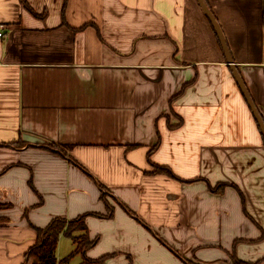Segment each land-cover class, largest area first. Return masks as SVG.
<instances>
[{"label": "crops", "instance_id": "0c3cea01", "mask_svg": "<svg viewBox=\"0 0 264 264\" xmlns=\"http://www.w3.org/2000/svg\"><path fill=\"white\" fill-rule=\"evenodd\" d=\"M203 1L264 120V0ZM0 32V264L83 214L106 264H264V135L198 0H0Z\"/></svg>", "mask_w": 264, "mask_h": 264}, {"label": "trees", "instance_id": "16d2710c", "mask_svg": "<svg viewBox=\"0 0 264 264\" xmlns=\"http://www.w3.org/2000/svg\"><path fill=\"white\" fill-rule=\"evenodd\" d=\"M183 123L182 117L176 124L169 123L170 128L181 125ZM50 146V145H48ZM66 148V147H65ZM154 172H167L172 175V171L167 166H160L154 164ZM229 182L217 183L214 187H211L213 191H220L222 186H226ZM234 185V184H233ZM104 196L102 195V198ZM10 205L9 203H0V208ZM107 214L93 213L98 216L111 217L113 215V208L106 203ZM130 211V210H129ZM131 212V211H130ZM87 214L79 215L73 219H66L62 217H56L50 221V223L44 227H35L37 231L36 242L26 252V262L31 260V264H62L67 262L77 253H81L83 261L80 264H84L86 260H90L91 264H106L108 258L114 255V253H107L97 258L87 257L86 251L93 246L98 237L91 238L88 233V227L85 222ZM68 226L66 227V225ZM76 230H81L83 233L76 235L73 233ZM61 235L69 236L73 239L76 246L75 249L67 256L58 260L56 256V248ZM233 261L235 264H255L254 262L243 261L233 255ZM190 262V261H189ZM190 264H194L190 262Z\"/></svg>", "mask_w": 264, "mask_h": 264}, {"label": "water", "instance_id": "95a60500", "mask_svg": "<svg viewBox=\"0 0 264 264\" xmlns=\"http://www.w3.org/2000/svg\"><path fill=\"white\" fill-rule=\"evenodd\" d=\"M198 2L200 3V5L202 7V10L204 11V13L207 15V17L211 21L213 27L216 29V31L219 34V37H220L221 43L223 45V48L225 49V52L227 53L228 62L232 64L231 66H232V70H233L234 76L238 80L239 86H240L242 92L247 97V99H248V101L250 103L252 112L254 114V117H255L256 121L258 122V124L260 126V129L262 131V134L264 135V120H263L261 114L255 109L254 102H253L252 98L250 97V95H249V93H248V91H247V89H246V87L244 85L243 79H242L240 73L237 71V69L233 65V60H232V57H231V54H230L228 45L226 43V39H225L224 32H223L220 24L218 23L216 17L211 12V10L207 7V5L205 4V2L203 0H198Z\"/></svg>", "mask_w": 264, "mask_h": 264}, {"label": "rangeland", "instance_id": "374dc122", "mask_svg": "<svg viewBox=\"0 0 264 264\" xmlns=\"http://www.w3.org/2000/svg\"><path fill=\"white\" fill-rule=\"evenodd\" d=\"M59 148L61 150H63V151H66L65 147H61L60 146ZM67 226H68V224L66 225V227ZM73 233H75L76 235H80L83 232L81 230H76ZM62 239H64L63 241H65L64 244H63V248H62V250L64 252V256L63 257H65V256L69 255L74 249L72 248L73 246L72 247L70 246V242L72 241L71 237L67 236V237H63ZM232 260H233V258H232ZM81 261H83V256H82L81 253H77L73 257H71L70 260H68L67 262H63L62 264H80L79 262H81ZM28 264H31V260L28 261ZM84 264H91V261L90 260H86ZM196 264H202V263H197L196 262ZM233 264H235L234 261H233Z\"/></svg>", "mask_w": 264, "mask_h": 264}, {"label": "built area", "instance_id": "2783aa9c", "mask_svg": "<svg viewBox=\"0 0 264 264\" xmlns=\"http://www.w3.org/2000/svg\"><path fill=\"white\" fill-rule=\"evenodd\" d=\"M2 34H3V33H2V32H0V36H2Z\"/></svg>", "mask_w": 264, "mask_h": 264}]
</instances>
